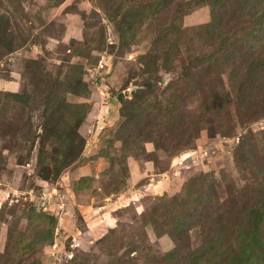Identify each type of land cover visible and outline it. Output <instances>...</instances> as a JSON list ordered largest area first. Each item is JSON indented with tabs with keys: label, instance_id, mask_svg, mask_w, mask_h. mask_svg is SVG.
<instances>
[{
	"label": "rangeland",
	"instance_id": "1",
	"mask_svg": "<svg viewBox=\"0 0 264 264\" xmlns=\"http://www.w3.org/2000/svg\"><path fill=\"white\" fill-rule=\"evenodd\" d=\"M0 264H264V0H0Z\"/></svg>",
	"mask_w": 264,
	"mask_h": 264
},
{
	"label": "built area",
	"instance_id": "2",
	"mask_svg": "<svg viewBox=\"0 0 264 264\" xmlns=\"http://www.w3.org/2000/svg\"><path fill=\"white\" fill-rule=\"evenodd\" d=\"M54 248L56 249V248H57V246L55 245V246H54Z\"/></svg>",
	"mask_w": 264,
	"mask_h": 264
}]
</instances>
